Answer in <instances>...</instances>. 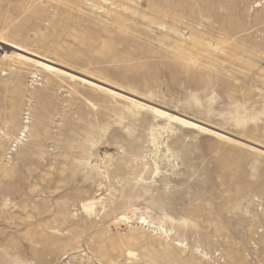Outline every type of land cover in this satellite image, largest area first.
Wrapping results in <instances>:
<instances>
[{
	"label": "rangeland",
	"instance_id": "rangeland-1",
	"mask_svg": "<svg viewBox=\"0 0 264 264\" xmlns=\"http://www.w3.org/2000/svg\"><path fill=\"white\" fill-rule=\"evenodd\" d=\"M0 48V264H264V0H0Z\"/></svg>",
	"mask_w": 264,
	"mask_h": 264
},
{
	"label": "bare ground",
	"instance_id": "bare-ground-1",
	"mask_svg": "<svg viewBox=\"0 0 264 264\" xmlns=\"http://www.w3.org/2000/svg\"><path fill=\"white\" fill-rule=\"evenodd\" d=\"M12 48V47H11ZM0 50H1V48H0ZM3 51V50H2ZM7 53H9V54H13V53H15V52H13V51H9V52H7V51H3L1 54H3L4 56H6V54ZM94 208H95V206H94V203H90V204H88V207H87V209H88V211L91 213V212H94ZM121 217V216H120ZM119 217V218H120ZM118 218V219H119ZM122 220H126V217L125 216H123V217H121L120 218V220L119 221H122ZM123 222V221H122ZM121 223V222H120ZM128 255L129 256H132V252H129L128 253Z\"/></svg>",
	"mask_w": 264,
	"mask_h": 264
},
{
	"label": "snow or ice",
	"instance_id": "snow-or-ice-1",
	"mask_svg": "<svg viewBox=\"0 0 264 264\" xmlns=\"http://www.w3.org/2000/svg\"><path fill=\"white\" fill-rule=\"evenodd\" d=\"M194 126V125H193Z\"/></svg>",
	"mask_w": 264,
	"mask_h": 264
}]
</instances>
